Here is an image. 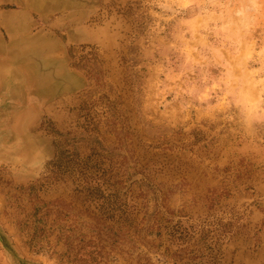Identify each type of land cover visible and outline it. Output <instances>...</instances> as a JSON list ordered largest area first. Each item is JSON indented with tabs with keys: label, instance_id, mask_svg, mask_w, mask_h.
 <instances>
[{
	"label": "rangeland",
	"instance_id": "obj_1",
	"mask_svg": "<svg viewBox=\"0 0 264 264\" xmlns=\"http://www.w3.org/2000/svg\"><path fill=\"white\" fill-rule=\"evenodd\" d=\"M0 264H264V0H0Z\"/></svg>",
	"mask_w": 264,
	"mask_h": 264
}]
</instances>
